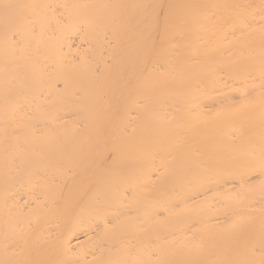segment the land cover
Here are the masks:
<instances>
[{
    "label": "bare ground",
    "instance_id": "1",
    "mask_svg": "<svg viewBox=\"0 0 264 264\" xmlns=\"http://www.w3.org/2000/svg\"><path fill=\"white\" fill-rule=\"evenodd\" d=\"M0 264H264V0H0Z\"/></svg>",
    "mask_w": 264,
    "mask_h": 264
}]
</instances>
